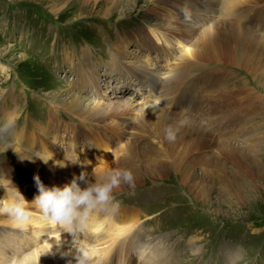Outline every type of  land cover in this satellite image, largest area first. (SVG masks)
I'll use <instances>...</instances> for the list:
<instances>
[{"label":"rangeland","instance_id":"obj_1","mask_svg":"<svg viewBox=\"0 0 264 264\" xmlns=\"http://www.w3.org/2000/svg\"><path fill=\"white\" fill-rule=\"evenodd\" d=\"M114 1L0 0V66L7 65L9 69L7 79L0 71V141L8 133L4 129L6 124L4 112L18 114V119H15L17 124L14 127L16 132L17 128L25 134L26 130L34 132L30 136L31 133L27 131L24 141L22 140L19 144L26 150V154L21 152L26 156L12 148H8V151L0 150V185L2 186L0 197H4L6 191L9 195L15 194L14 187L18 186L19 191L25 194V199L31 201L34 194L38 192L33 179L34 174L37 173H40L41 180L49 186L62 185L70 181L71 176L69 178V175L63 173L57 175L47 163H39L35 159L37 157L34 154L38 152L47 156L50 149L48 146L53 144L56 147V153L66 155L71 159V163H83L85 167L99 164L102 160L100 158L104 157L108 167H126L133 170L134 187L122 184L113 190L115 198L120 201L119 209L126 207L123 211L118 209L116 215L123 221L122 224L130 222L131 218L133 220L137 218L133 234L135 232L134 235H137L141 241L156 243L157 249H162L163 253L160 259L146 262L135 255L131 258L132 252L129 254L127 263L123 261L121 264H264V66L253 69L249 64H244L240 69L228 68L231 70L229 75H238L242 81V83L235 81L232 83L241 89L245 107L249 104L254 109L249 115L250 119L247 121L244 134L240 135V140L246 147L245 152L242 151L247 157L246 161L253 167H257L256 175L245 173L243 166L239 168L231 159L223 160L222 168L216 169L212 165L209 167L210 170L204 168L202 160L197 158L200 152L197 150L187 152L191 149L187 148V143L181 140L175 142L179 145L178 147L170 146V151L167 142H164L161 148L163 157L160 156V159L151 156L152 152H143L144 150L139 153L130 151L128 155L123 142L137 137L140 139L138 145L145 146V150L152 149L153 147L148 144L156 139L152 131L146 129H151L153 124L166 126L165 121L159 123L158 118L151 117L143 130H137L135 128L138 122L137 116L140 114L143 118V110L137 111L135 116L130 117L132 123L129 129L116 135L111 132V129L105 130L102 125L110 128L108 123L113 124L112 120L118 122L121 118H105L96 128L98 133L89 132L87 135L89 140L80 142V147L76 151L69 145V136L65 140L67 144L62 140L63 132L59 128H57V134L52 127L49 129L51 111L58 112L61 119L65 118L63 119L65 121L68 118L64 115H70L66 110L67 102H61L65 109L55 110L51 107H55L51 100V95L55 93L61 95L64 101H69L70 93L66 92L67 89L86 98L87 105L96 100L119 101L124 112L129 103L147 109L146 105L153 102L146 85L142 87L136 81L123 84L124 77L120 75L122 72L120 70L118 72L114 69L116 65H112L117 56L118 60L127 61L128 67L123 68L124 74L132 70L134 64L129 61L139 59L138 55L143 53L140 50L141 46L130 40L129 51L117 46L122 50L119 51L114 49L113 44L116 41L120 43L125 32L150 33L152 38L156 39L151 26L157 24L166 30L168 21L163 13L151 10L159 0H149V2L135 0L136 3L132 0ZM235 1H230L234 7L237 4ZM248 11L250 15H253V8ZM218 18L216 17L215 20ZM253 20L246 21L245 25L255 30L259 28L261 33L264 26L259 23V19ZM218 23L221 22L218 21ZM186 27L184 31L186 39L189 43L195 41L197 45L200 37L204 35L203 29H199L198 25L195 28ZM156 42L162 45V40H156ZM181 43L180 47L183 51L187 50L189 45L184 41ZM249 45L248 43L238 48L241 51L240 57L253 59L254 52L257 54V51L252 50ZM87 52L94 56V60L90 58L88 61L95 63L94 70L98 72V79L93 82L91 78L88 83L83 81L85 77H80L74 70L77 66L83 68V64L87 62L85 55ZM250 53L253 54L248 55ZM70 60L76 62L74 68H71ZM243 61L244 59L239 60L236 66ZM211 65L217 66L213 63ZM201 70L210 72L212 67L201 68ZM201 70L199 72L203 74L204 71ZM163 80L165 79H160V81ZM220 83H222L221 80ZM181 84L177 86H183ZM226 84L229 85L228 82ZM183 88L185 95L194 94L195 88L190 82ZM219 96L220 91L216 94L207 91L205 100L197 101L193 97L195 98L193 103L199 104L195 112L209 111L207 106L211 103L209 101L212 100L216 104L220 101ZM148 100L152 102L149 103ZM71 120L73 123L93 124L92 119L85 123L78 119V121L72 118ZM223 127L221 123L220 130ZM176 133L180 134L181 131L177 130ZM125 136L129 139L126 140ZM108 137L113 139L112 143L107 141ZM5 143L8 146L15 144L16 141L12 137H7ZM152 150L158 151V148L154 147ZM206 150L208 151L205 153H209L210 150L213 154L217 152L216 148ZM157 160L161 162L156 163ZM149 161L154 163L150 164ZM149 165L154 167L148 168ZM162 166L165 168L161 169ZM234 170L246 175L234 177L232 175ZM194 173L203 174L206 180L195 183L183 179ZM53 176L55 177L52 178ZM225 176L232 177L237 185L228 186L227 188L230 189H226L223 181L229 179ZM200 187L203 189L198 192ZM37 225V222H34V227ZM18 226L7 224L0 225V228L29 231L25 226ZM48 226V231L40 238L32 240V245H24L19 248L18 253L8 251V263L9 260L18 262L25 254L34 253L39 247L48 248L47 240L51 238L55 241L64 237L65 243L71 246L69 234L64 231L56 232L57 229L53 225ZM100 231L103 232V229ZM96 241L92 242L98 247L96 250H103L102 241ZM52 251L54 260L50 264H65L66 258L59 254L56 246H53ZM98 256H95V259L100 257ZM115 259L117 258L113 256L114 262ZM104 263L107 262H102Z\"/></svg>","mask_w":264,"mask_h":264},{"label":"bare ground","instance_id":"obj_2","mask_svg":"<svg viewBox=\"0 0 264 264\" xmlns=\"http://www.w3.org/2000/svg\"><path fill=\"white\" fill-rule=\"evenodd\" d=\"M132 1L136 3L135 0ZM230 1L231 0L157 1L152 6L151 10L163 13V16L168 21L166 30L162 29L161 26H157V24L153 25V27L151 26V31L156 39H154V37L152 38L150 33L145 34L136 31L131 34L125 32L121 42L119 43L116 41V43L113 44L114 49L122 51L117 48V46H120L123 50L125 49V51H129V42L132 40L133 42H137L138 46H141L140 50L143 53L138 55L139 59L129 61L134 64V66H132V70H128L125 74L123 72V68L128 67L127 61H120L117 56H115L114 63H112L113 66L116 65L114 69H117L118 72L119 70L122 72L120 75L124 77V80L122 81L123 84L136 81L142 87L143 85H146V87L149 88V94L153 98V102L148 100L149 103H152L150 105H146L147 109L137 107L129 103V105L125 107L124 112L119 101L113 100L112 102H109L106 100H96V102L87 105L85 104L86 98L80 94L72 93L67 89L66 92L70 93L69 101H64L61 95L55 93L54 95H51V100L54 102L55 107H51L55 110H61L62 108L65 109L61 102H67L66 110L69 111L68 113H70V115H64L68 118L65 121L63 120L65 118L61 119L58 112L51 111L49 114L51 119V126H49V129L52 127V129L56 130L54 133L56 132L57 134V128H59V130L63 132V141H65L69 136V145L71 148H74V151H76L80 147V142H86L89 140L87 136L89 132L95 134L98 133L96 128L100 123H102V121L105 120V118H121L118 122L112 120L113 124L108 123L110 128L104 124L102 125L105 130L111 129V132L116 135V133H122L124 130L129 129L132 123V119L130 117L135 116L137 111L143 110V118L140 114L137 116L138 122L135 127L137 130H143L147 120L152 117L158 118L159 123L165 121L166 125H172L175 129L180 130L181 133H176V139L174 141H169L166 139L164 133L165 127L153 124L151 129L146 130L152 131V135L155 136L154 138L156 141H152V143L148 145H151L153 148H158V151L152 150L153 148L145 150V146L138 145V140H140L139 138L136 137L135 139L128 141L127 139H129V137L125 136L127 141L123 143L126 147L124 148L127 150V153L130 151L139 153L144 150L143 152H152L153 155L151 154V156H154L156 159H160V156L163 155L161 148L164 142H167L168 149L170 151V146L178 147L179 145L175 142L181 140L187 143V148L191 149L187 152L195 150L200 152V156L197 158L202 160L204 168L206 167L209 169L212 165L215 166L216 169H219L222 168L223 160L231 159L234 161L236 166H243L242 169L245 173L256 175L257 167H253L248 163V161H246L247 157L244 153L246 147L242 145L240 140V135L244 134L247 121L250 119L249 115L254 109H252V106L249 104L247 105L246 100V105L249 108L245 107L244 99L241 95V89L238 85L233 84L234 81L236 83H242V81L238 78V75H229L231 70L228 68L240 69V67L244 64H249L253 69L259 68L261 65L264 66V27L262 28L263 31L260 33L258 30L259 28L255 30L247 26V24L245 25V23L251 22L253 19H259V23L264 26V0H236L237 4H235V7L231 5ZM250 8H253V15H250V12L248 11ZM218 10L220 11L219 13L217 12ZM216 17L219 18L215 20ZM218 21L221 23L219 24ZM197 25L199 29H203L204 33L198 41V46L195 44V41L193 43H189L184 34V31L187 28L186 26L195 28ZM156 40H162V45L157 44ZM182 41L189 45L187 50L184 49L183 51L182 47H180ZM121 43H124V45H121ZM140 43L142 45H140ZM248 43L250 44L249 46L252 50L254 49L257 51V54L254 52L253 59L239 56V52L241 51L238 48ZM178 52H182V55ZM178 54L179 57L177 58ZM252 54L253 53H250L248 55ZM85 55L87 56V62L83 64V68L81 69L80 66H77L74 70L80 77H85L83 80L84 82L88 83L91 78L94 82L98 79V72L94 70L95 63L93 64V62L88 61L90 58L94 60V56L92 57V53L89 52L85 53ZM241 59H244V61L239 66H236ZM69 63L71 68L75 67V61L70 60ZM173 63L175 64L173 65ZM211 63L216 64L217 66H212ZM209 66L212 67V71L206 72L201 70V68ZM85 69L87 70V73ZM200 70L204 71V73L200 74ZM0 71L5 75V77L9 76V69L7 65L2 64V66H0ZM222 76L223 80L221 79ZM236 78L237 80H235ZM160 79L165 80L160 81ZM220 80L222 83H220ZM181 82L183 86H177L180 85ZM188 82L194 86V92L191 89L194 94L185 95L183 93V87H185ZM227 82L229 85L226 84ZM82 87L84 89V86ZM207 91L211 92V94H216L220 91V101L215 104L212 100H210L209 102L211 103L207 105L210 109L209 111L196 113L195 111L199 108V104L197 102L193 103L194 99L196 98L195 100L197 101L205 100V94ZM193 97L195 98L193 99ZM12 113L13 114L10 112L3 113L4 120L6 121L4 129L8 131V133L0 141V150L4 149L8 151V148H12L18 153L23 152L26 154V150L21 148L19 144L22 140L24 141L27 131L30 133L31 131L26 130L25 134V132L23 133L17 128L16 132L14 127L17 124L16 120L18 119V114H15L14 112ZM71 118L74 120H82L84 123L92 119L93 124L85 125L77 122L73 123ZM221 123L224 127L226 126L225 128H221L223 131L220 130ZM40 128L42 129V127ZM33 133H31L30 136H32ZM44 136H46V134H44ZM7 137H12L16 143L7 146L5 143V139ZM94 137L95 136H93V138ZM30 139L33 142V139ZM104 140L106 141L105 138ZM107 141L112 143L113 139H109L108 137ZM65 143L68 144L66 141ZM143 144L146 143L143 142ZM209 148H216L217 152L213 154V151L210 150L209 153H205L208 151L206 149ZM48 149L49 151L47 152V156L39 154L38 152L37 154H34L37 157L35 159L39 163H47V165L50 166L52 171L54 170V173H57V175L63 173L69 175L70 178V176L73 177L74 174L79 175L81 172H85L89 175V177H91L94 169L98 172L101 169L108 167V162L104 161V157L100 158L102 160L99 161V164H92L84 167L83 163L78 164V162L75 163L74 161V163H71V159L66 157V155H63L62 153L57 154L56 147H54L53 144L49 145ZM23 153L21 154L24 155ZM41 157L49 159L45 162ZM157 162L161 161L157 160L156 163ZM149 163L152 164L154 162L149 161ZM153 167L150 165L148 166V168ZM163 168H165V166L161 167V169ZM203 174L199 175L194 173L192 176L190 175L184 177L183 179L199 183L200 181L206 180V177H204ZM232 175L237 177L246 174H243L241 171L234 170ZM54 177L55 176L52 178ZM225 177L229 179L223 181L225 182L224 187L226 189H230L227 188L228 186L237 185L236 182L233 181L232 177ZM1 187L2 186L0 185V195L2 193ZM202 189L203 187H200L198 192ZM23 195L25 197V194ZM124 209H126V207L119 209V211H123ZM135 219L133 220L131 218L130 222H124L122 224L121 222L123 221L119 219L115 213L102 216L100 219L93 222L91 231L86 233L83 239L88 240L91 244L96 240V242L102 241L101 245L103 250H96L98 247L92 244L95 250L94 256L97 257L98 254L100 256H98V259L96 258L97 264H102V262L105 261L107 262L106 264H117V262L121 264L123 261L124 263H127L126 261L129 258V254L132 252L131 258L135 255L146 262H150L156 258L160 259V257H162L163 250L157 249L156 243L151 244L149 241H141L137 235H134L135 232L133 234L132 231L134 230V226L137 222ZM34 222H37L38 224L36 227H34ZM7 224L16 225V227L18 226V224L9 218L0 216V225L6 226ZM51 225L57 229L56 232L63 231L62 226L55 224ZM105 225L107 226L105 227ZM24 226L29 229L28 232L21 231L17 228H12L11 230L0 228V264H50L51 261L54 260V253L52 251L53 246H56L59 250H64L70 247V244L65 243L66 239L64 237L59 238V240L56 239V242L52 241L51 238L50 240H47L49 246L48 248L42 249L39 247V249L35 250L34 253L25 254L18 262H11L9 260L8 263V251L12 250L14 252L16 251L15 253H18L17 251H19V248L24 247V245H32V240L40 238L46 231H48L49 228L48 225L45 226L36 217H34L29 224ZM57 226L60 227L61 230ZM100 229H103V232H101L102 230L100 231ZM98 231L101 232L99 236H97V234H99ZM113 256L117 258L115 259V262L113 261Z\"/></svg>","mask_w":264,"mask_h":264},{"label":"clouds","instance_id":"obj_3","mask_svg":"<svg viewBox=\"0 0 264 264\" xmlns=\"http://www.w3.org/2000/svg\"><path fill=\"white\" fill-rule=\"evenodd\" d=\"M177 129L166 125V139L174 141ZM45 162L49 159H44ZM33 179L38 189L31 201L15 187V194L6 191L0 197V216L14 221L20 226L29 224L34 217L45 226L55 224L62 226L64 232L71 236V246L58 252L66 258L65 264H97L94 247L83 237L91 231L93 222L102 216L115 214L120 201L113 190L122 185L134 187V173L126 167H105L93 170L91 177L85 172L73 175L70 181L62 185H46L39 174Z\"/></svg>","mask_w":264,"mask_h":264}]
</instances>
